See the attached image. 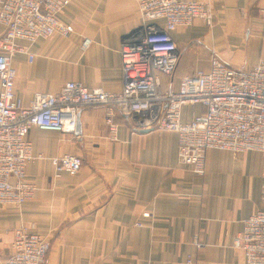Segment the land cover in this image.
<instances>
[{"label": "crops", "instance_id": "obj_1", "mask_svg": "<svg viewBox=\"0 0 264 264\" xmlns=\"http://www.w3.org/2000/svg\"><path fill=\"white\" fill-rule=\"evenodd\" d=\"M196 1L209 4L212 21L195 18L171 31L181 54L172 78L158 74L161 90L207 69L213 53L236 68L264 58V0ZM59 18L73 27L68 36L20 41L33 59H12L24 106L35 92L55 93L69 80L121 87L118 50L141 23L137 0H70ZM4 30L0 23V36ZM202 111L185 105L181 120ZM103 116V107L89 106L72 133L29 130L35 158L26 178L34 195L20 207L0 205V260L11 253L15 230L26 227L49 239L48 264H245L233 239L260 204L264 153L209 148L197 175L177 163L175 131L141 128L122 114L113 115L111 131ZM65 153L80 156V169L56 176L49 159Z\"/></svg>", "mask_w": 264, "mask_h": 264}, {"label": "built area", "instance_id": "obj_2", "mask_svg": "<svg viewBox=\"0 0 264 264\" xmlns=\"http://www.w3.org/2000/svg\"><path fill=\"white\" fill-rule=\"evenodd\" d=\"M70 0H0V205L20 207L34 195L35 185L26 178V166L35 157L27 134L32 128L74 132L79 111L89 106L104 108L109 130L113 115L134 117L141 128L173 130L178 135L177 163L197 175L205 173L209 148L242 153H264V58L246 68L228 65L214 53L207 69L183 75L176 89L161 90L158 74L175 75L181 51L171 35L178 26L195 18L210 24L212 9L196 0H137L141 23L123 37L119 46L121 87L108 91L66 81L55 93L35 92L27 106L17 95V53L33 54L20 41L32 43L54 34L68 36L73 27L59 15ZM161 21V23H160ZM88 41H82V47ZM203 111L181 120L185 105ZM54 173L75 175L80 156L65 153L50 157ZM149 217V212L142 213ZM140 225L141 222H137ZM233 246L241 248L245 264H264V178L260 204L243 220ZM12 251L0 264H48L49 239L26 227L15 230Z\"/></svg>", "mask_w": 264, "mask_h": 264}]
</instances>
